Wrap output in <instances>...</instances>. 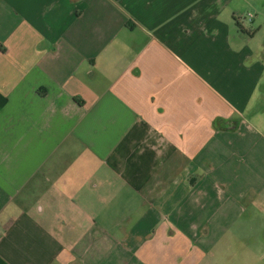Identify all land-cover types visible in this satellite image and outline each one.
Segmentation results:
<instances>
[{
	"label": "crops",
	"instance_id": "obj_1",
	"mask_svg": "<svg viewBox=\"0 0 264 264\" xmlns=\"http://www.w3.org/2000/svg\"><path fill=\"white\" fill-rule=\"evenodd\" d=\"M0 264H264V0H0Z\"/></svg>",
	"mask_w": 264,
	"mask_h": 264
},
{
	"label": "built area",
	"instance_id": "obj_2",
	"mask_svg": "<svg viewBox=\"0 0 264 264\" xmlns=\"http://www.w3.org/2000/svg\"><path fill=\"white\" fill-rule=\"evenodd\" d=\"M252 16H253V15L249 13V15H248L249 19H251V18H252Z\"/></svg>",
	"mask_w": 264,
	"mask_h": 264
}]
</instances>
